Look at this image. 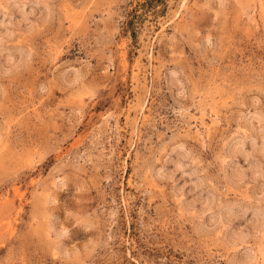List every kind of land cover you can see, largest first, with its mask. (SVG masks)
Wrapping results in <instances>:
<instances>
[{
  "label": "rangeland",
  "instance_id": "obj_1",
  "mask_svg": "<svg viewBox=\"0 0 264 264\" xmlns=\"http://www.w3.org/2000/svg\"><path fill=\"white\" fill-rule=\"evenodd\" d=\"M0 264H264V0H0Z\"/></svg>",
  "mask_w": 264,
  "mask_h": 264
}]
</instances>
